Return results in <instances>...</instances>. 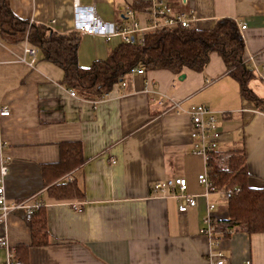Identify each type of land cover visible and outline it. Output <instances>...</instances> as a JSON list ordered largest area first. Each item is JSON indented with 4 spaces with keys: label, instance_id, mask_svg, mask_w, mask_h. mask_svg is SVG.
Instances as JSON below:
<instances>
[{
    "label": "crops",
    "instance_id": "crops-1",
    "mask_svg": "<svg viewBox=\"0 0 264 264\" xmlns=\"http://www.w3.org/2000/svg\"><path fill=\"white\" fill-rule=\"evenodd\" d=\"M136 1L10 0V5L18 17L66 35L76 31V4L94 9L106 24L119 26L126 18V26V10ZM160 1L175 13L193 14L196 29L233 19L245 42V63L256 75L250 87L264 98V0ZM136 17L143 26L151 19L146 11ZM121 43L118 36L107 41L83 34L78 63L85 69L105 61ZM31 46L10 45L0 37V103L11 111L0 118V158L9 166L6 194L11 204L41 203L49 235V246L31 247L25 210L0 223V238L8 240L17 259L18 247H30L27 262L18 259L22 264H213L217 252L224 254L225 264H264V233L218 232L215 245L201 234L208 205H215L211 214L218 222L228 218V201L217 194L202 197L206 186L199 177L206 171L193 152V107L203 105L217 114V149L243 148L250 186L264 189V112L241 98L239 84L218 54L199 73L130 75L125 87L116 85L93 102L71 95L63 70L44 61L39 50L29 65L33 57L25 50ZM74 142L83 148L84 163L60 181L77 184L84 197L56 201L43 167L59 164L60 144ZM175 178L187 181L188 195L199 196L197 206L184 214L177 200L153 192L155 183ZM7 253L0 248V264H6Z\"/></svg>",
    "mask_w": 264,
    "mask_h": 264
},
{
    "label": "trees",
    "instance_id": "trees-1",
    "mask_svg": "<svg viewBox=\"0 0 264 264\" xmlns=\"http://www.w3.org/2000/svg\"><path fill=\"white\" fill-rule=\"evenodd\" d=\"M132 7L136 13L150 10V4L141 0L134 2ZM122 21L119 27L124 26L126 18ZM82 36L77 31L59 34L43 24L24 20L15 14L10 0H0V37L10 45L29 42L40 51L44 61L63 70V85L85 100L100 101L113 91L114 86L125 82L131 70L136 68L145 71L165 70L176 75L183 74L185 69L202 72L210 63L213 53H216L239 84L241 98L252 103L257 111L264 112V98L257 96L250 87L256 75L245 63V42L237 23L231 18L216 21L212 29L208 30L192 26L147 32L142 44L137 40L122 42L107 60L95 62L85 69L78 63ZM60 149L59 164L43 167L48 192L56 201L81 199L84 194L77 184L60 180L84 163L83 148L80 143L74 142L62 143ZM225 155L231 157L222 161ZM207 171L210 185L215 190H240L228 198V218L214 222L217 231L224 236H228L230 230L251 235L263 234L264 189H254L249 184L245 150L217 149L211 155ZM44 208L41 206L30 221L31 247L49 246ZM29 249L24 245L17 248L20 261L27 262Z\"/></svg>",
    "mask_w": 264,
    "mask_h": 264
},
{
    "label": "built area",
    "instance_id": "built-area-1",
    "mask_svg": "<svg viewBox=\"0 0 264 264\" xmlns=\"http://www.w3.org/2000/svg\"><path fill=\"white\" fill-rule=\"evenodd\" d=\"M150 4L149 15L151 17L148 25L143 26L138 22L136 13L132 8H127L126 17L130 19L128 25L119 27L115 24H106L102 22L95 14L94 9H85L79 5H75V27L76 31L81 34H91L101 36L107 41H111L113 37H120L122 42L131 43L137 40L139 44L144 41V35L147 32L155 31L157 29H169V28H190L196 21V17L183 11L175 13L172 6L168 3H164L160 0H145ZM242 29L247 27L241 26ZM26 54H30L33 59L29 65H33L35 62L38 50L31 46L25 50ZM258 72V71H257ZM145 70L136 68L131 70L130 75L138 74L142 75ZM126 83H121L122 87H125ZM71 95L76 96L75 91H71ZM11 111L5 105L0 103V118L9 117ZM191 116V137L193 141L194 155L200 157L205 163V173L199 177V183L202 186H206V192L202 197H208L210 194L221 195L227 199L233 193H239V189L225 190L215 188L210 185L208 177V163L211 160V155L217 151L218 140L220 139L221 132L218 128V116L216 113L210 111L206 106L193 107L189 111ZM230 155H225L222 161L229 159ZM1 176H0V223L6 224L7 219L16 211L25 210V218L27 222H30L34 213L41 208V203L36 202L29 205L27 202H19L18 204H11L8 201L5 186V177L8 174L9 166L7 160L0 158ZM153 192L160 198H173L179 202V212L187 213L188 210L197 206L199 196L188 195L187 181L183 178L167 179L153 185ZM215 205L209 204L207 211V218L205 220V227L202 228L201 234L207 235L215 245L216 237L219 235L215 228L214 219L211 212L214 210ZM0 248H5L7 253L6 264H22L16 256V251L9 246L6 238H0ZM213 264H225V256L222 252H217L213 256ZM251 264V263H248Z\"/></svg>",
    "mask_w": 264,
    "mask_h": 264
},
{
    "label": "water",
    "instance_id": "water-1",
    "mask_svg": "<svg viewBox=\"0 0 264 264\" xmlns=\"http://www.w3.org/2000/svg\"><path fill=\"white\" fill-rule=\"evenodd\" d=\"M182 78H184V76H182Z\"/></svg>",
    "mask_w": 264,
    "mask_h": 264
}]
</instances>
